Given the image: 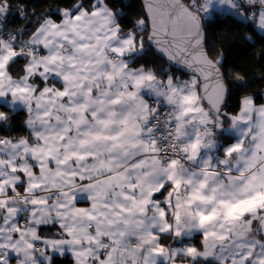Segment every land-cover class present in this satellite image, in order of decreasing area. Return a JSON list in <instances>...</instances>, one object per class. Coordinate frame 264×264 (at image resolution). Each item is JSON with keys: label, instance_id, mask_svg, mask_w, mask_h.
Wrapping results in <instances>:
<instances>
[{"label": "clouds", "instance_id": "obj_1", "mask_svg": "<svg viewBox=\"0 0 264 264\" xmlns=\"http://www.w3.org/2000/svg\"><path fill=\"white\" fill-rule=\"evenodd\" d=\"M132 2L0 0V264H264V87Z\"/></svg>", "mask_w": 264, "mask_h": 264}, {"label": "trees", "instance_id": "obj_2", "mask_svg": "<svg viewBox=\"0 0 264 264\" xmlns=\"http://www.w3.org/2000/svg\"><path fill=\"white\" fill-rule=\"evenodd\" d=\"M45 0H21V3L35 5L37 10ZM129 11H140L139 0H133ZM206 46L224 51V66L244 74L249 86L264 87V33L250 21L241 22L229 12L215 11L205 22ZM247 33L252 41L244 39ZM158 59V58H157ZM235 95V93H234Z\"/></svg>", "mask_w": 264, "mask_h": 264}, {"label": "snow or ice", "instance_id": "obj_3", "mask_svg": "<svg viewBox=\"0 0 264 264\" xmlns=\"http://www.w3.org/2000/svg\"><path fill=\"white\" fill-rule=\"evenodd\" d=\"M217 5H223L226 9H228L231 13H233L235 16L242 17L241 22L250 21L254 24L255 27L259 29L260 32L264 33V0H249V2H245V0H216ZM211 8H215L213 5V0H208V7L205 9L208 11ZM243 8V11L240 9ZM198 39L196 46H199L202 42H205V37H203L199 32L197 33ZM182 37L174 36L172 44L174 47H177L178 54L183 51L181 47V41ZM163 43H167V40L162 41ZM127 43V42H126ZM115 51H121L120 49H115ZM201 64H206L208 68V76L211 77L215 71V66L211 62H207L204 59H199L197 61ZM2 66V65H0ZM198 71L200 69H197ZM148 80L153 79L151 75L147 77ZM137 83L139 84L140 81L138 80ZM20 91H27V89L21 88ZM91 91V90H90ZM61 96L67 95L66 92H61ZM119 98L113 101V103H118ZM95 115V113H93ZM241 146L235 145L233 149H229V152L231 153L234 150H239ZM174 163V162H173ZM177 186H179V181L176 182ZM257 195H264V193H257ZM252 200H255V197L252 198ZM223 203V202H222ZM238 205H233L232 208H237ZM202 221L206 219L205 217L201 218ZM207 235V234H205ZM158 253L161 251V249H155ZM190 252L195 251L194 249H189Z\"/></svg>", "mask_w": 264, "mask_h": 264}, {"label": "rangeland", "instance_id": "obj_4", "mask_svg": "<svg viewBox=\"0 0 264 264\" xmlns=\"http://www.w3.org/2000/svg\"><path fill=\"white\" fill-rule=\"evenodd\" d=\"M209 11H210V13H211V15L213 14V12H215V11H218V12H229V10L228 9H226L225 8V6H223V5H217L215 8H211V9H209Z\"/></svg>", "mask_w": 264, "mask_h": 264}, {"label": "water", "instance_id": "obj_5", "mask_svg": "<svg viewBox=\"0 0 264 264\" xmlns=\"http://www.w3.org/2000/svg\"><path fill=\"white\" fill-rule=\"evenodd\" d=\"M205 45H206V33H205Z\"/></svg>", "mask_w": 264, "mask_h": 264}]
</instances>
